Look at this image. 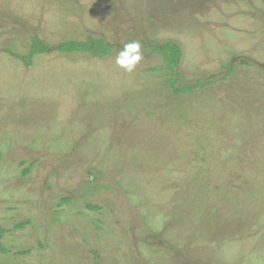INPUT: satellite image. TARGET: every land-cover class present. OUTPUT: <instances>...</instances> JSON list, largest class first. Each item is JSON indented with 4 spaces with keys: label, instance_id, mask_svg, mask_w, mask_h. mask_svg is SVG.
I'll return each mask as SVG.
<instances>
[{
    "label": "rangeland",
    "instance_id": "1",
    "mask_svg": "<svg viewBox=\"0 0 264 264\" xmlns=\"http://www.w3.org/2000/svg\"><path fill=\"white\" fill-rule=\"evenodd\" d=\"M0 264H264V0H0Z\"/></svg>",
    "mask_w": 264,
    "mask_h": 264
},
{
    "label": "trees",
    "instance_id": "2",
    "mask_svg": "<svg viewBox=\"0 0 264 264\" xmlns=\"http://www.w3.org/2000/svg\"><path fill=\"white\" fill-rule=\"evenodd\" d=\"M60 50L66 53H91L94 56H105L111 54V46L103 41H98L90 38L87 42L69 41L61 45ZM153 50L157 53L164 54L170 68L178 65L182 57L181 49L172 44H166L161 47H154ZM49 52V45L37 38H34L29 49V54L24 58V62L30 65L32 58L37 55L46 54ZM175 93L190 91L189 88L177 89L173 82L171 83Z\"/></svg>",
    "mask_w": 264,
    "mask_h": 264
},
{
    "label": "clouds",
    "instance_id": "3",
    "mask_svg": "<svg viewBox=\"0 0 264 264\" xmlns=\"http://www.w3.org/2000/svg\"><path fill=\"white\" fill-rule=\"evenodd\" d=\"M143 59L142 45L138 40L125 43L116 56V64L131 73Z\"/></svg>",
    "mask_w": 264,
    "mask_h": 264
}]
</instances>
